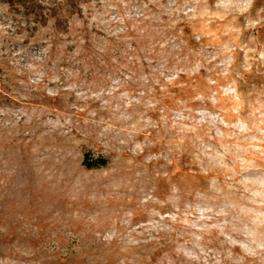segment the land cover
<instances>
[{"label":"rangeland","instance_id":"374dc122","mask_svg":"<svg viewBox=\"0 0 264 264\" xmlns=\"http://www.w3.org/2000/svg\"><path fill=\"white\" fill-rule=\"evenodd\" d=\"M0 264H264V0H0Z\"/></svg>","mask_w":264,"mask_h":264},{"label":"trees","instance_id":"16d2710c","mask_svg":"<svg viewBox=\"0 0 264 264\" xmlns=\"http://www.w3.org/2000/svg\"><path fill=\"white\" fill-rule=\"evenodd\" d=\"M84 164L88 168L99 167L106 164V159L103 157L97 159H89V155H87L86 158L84 159Z\"/></svg>","mask_w":264,"mask_h":264}]
</instances>
